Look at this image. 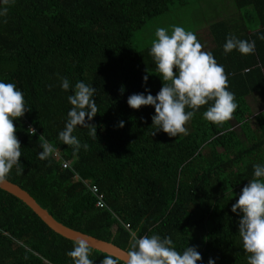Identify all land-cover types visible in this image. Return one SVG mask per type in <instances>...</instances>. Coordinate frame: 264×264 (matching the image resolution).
<instances>
[{"label":"trees","instance_id":"trees-1","mask_svg":"<svg viewBox=\"0 0 264 264\" xmlns=\"http://www.w3.org/2000/svg\"><path fill=\"white\" fill-rule=\"evenodd\" d=\"M166 2L12 0L6 6L0 16V81L16 84L31 109L13 121L23 174L13 167L6 180L58 223L124 251L132 232L156 234L171 237L180 252L196 246L202 256L197 264L209 258L247 264L240 217L231 208L253 179V165L264 164V0H232L235 16L208 27L211 47L199 40L225 69L238 104L233 118L215 125L203 119L209 105L201 106L177 137L162 130L153 136V106L136 110L127 104L132 94L147 95V88L155 96L162 87L148 33L161 16L186 8ZM188 25L195 31L196 25ZM230 35L255 41L254 53H225ZM61 77L69 80L68 91L60 87ZM78 81L95 88L98 112L90 123L97 126V139L77 126L73 135L89 149L74 153L58 134ZM30 126L36 135L28 134ZM40 135L56 148L46 160L38 158ZM100 195L103 208L96 206ZM73 244L0 190V264H73L66 255ZM105 255L92 249L90 259L100 264Z\"/></svg>","mask_w":264,"mask_h":264},{"label":"clouds","instance_id":"clouds-1","mask_svg":"<svg viewBox=\"0 0 264 264\" xmlns=\"http://www.w3.org/2000/svg\"><path fill=\"white\" fill-rule=\"evenodd\" d=\"M10 2L12 0H2L4 6L0 7V16L7 14L6 6ZM170 28L171 31L164 27L156 29L149 53L154 59L156 73L162 80L161 89L155 96L147 88V95L132 94L128 97L127 104L136 110L142 106L154 107L155 114L151 119L156 131L153 136L161 130L170 137L185 134V125L205 105L209 106L203 112V119L223 126L233 118L238 108L235 94L228 90V76L223 65L217 62L210 51L203 50V45L194 32L177 25ZM260 39L264 40V35ZM223 49L225 53L237 50L242 55H250L255 51V41L230 35L226 38ZM60 79V87L68 91L69 80L64 77ZM143 80L146 84L148 75ZM120 91L123 93V86ZM94 93V87L78 81L74 94L67 97L72 107L58 139L70 146L74 153H78L81 148L85 151L89 149L87 143L81 144L73 135L77 126L88 128V135L97 139V126L90 123L98 112ZM28 111L31 109L26 106L24 94L16 84L0 81V183L6 180L13 167L16 168L17 175L23 174L24 168L20 163L21 143L15 135L13 121L23 117ZM118 126L124 127V121H120ZM27 132L36 135L35 128L31 126ZM39 141L42 151L38 158L46 160L56 152V148L43 135H40ZM253 169V179L242 188L231 211L240 217L238 234L243 250L248 254L247 264H264V164H255ZM91 252L88 240L77 239L66 255L72 259L73 264H93ZM198 261H202V256L196 246H187L180 252L171 237L161 238L156 234L138 236L136 232H132L123 264H197ZM100 264L121 262L107 254ZM208 264H215V260L209 258Z\"/></svg>","mask_w":264,"mask_h":264},{"label":"rangeland","instance_id":"rangeland-1","mask_svg":"<svg viewBox=\"0 0 264 264\" xmlns=\"http://www.w3.org/2000/svg\"><path fill=\"white\" fill-rule=\"evenodd\" d=\"M167 4L171 2H178V5L186 8L179 7L176 12H169L167 15H163L158 20V23L148 33L151 39H155V31L159 27H164L171 31L170 26L177 25L195 32L198 40L206 43L208 48L211 47L210 35L208 27L216 20L227 19L236 14L235 7L232 0H166ZM184 18L181 23L178 18ZM196 25L195 31L191 30V26ZM189 26V27H188ZM144 41V40H143ZM205 49V47H203ZM187 128V124L185 125Z\"/></svg>","mask_w":264,"mask_h":264},{"label":"water","instance_id":"water-1","mask_svg":"<svg viewBox=\"0 0 264 264\" xmlns=\"http://www.w3.org/2000/svg\"><path fill=\"white\" fill-rule=\"evenodd\" d=\"M0 190L14 196L22 203H24L29 209H31L42 222H44L53 232L62 236L63 238L69 241H76L77 239H86L88 240L91 248L95 251L110 254L115 258L119 259L120 262H124L126 260V251L118 248L112 243H108L105 241L98 240L92 236L83 234L81 232L69 229L62 224L58 223L53 219L49 213L40 207L38 203L23 189H21L16 184L10 183L5 180L3 183H0Z\"/></svg>","mask_w":264,"mask_h":264},{"label":"built area","instance_id":"built-area-1","mask_svg":"<svg viewBox=\"0 0 264 264\" xmlns=\"http://www.w3.org/2000/svg\"><path fill=\"white\" fill-rule=\"evenodd\" d=\"M63 167L65 168L66 165H63ZM91 190L94 191V192L97 191L96 188H95V186H92V187H91ZM96 206H97L98 208H103V207H104V203H103V200H102V196H101V195L99 196V200L96 202ZM124 227H125L127 230H129V225H128V224H125Z\"/></svg>","mask_w":264,"mask_h":264}]
</instances>
